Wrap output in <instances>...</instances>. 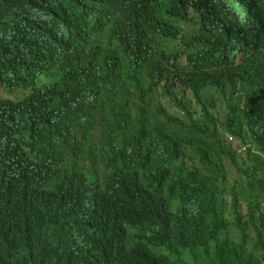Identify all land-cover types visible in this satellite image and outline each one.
Segmentation results:
<instances>
[{"label":"trees","instance_id":"trees-1","mask_svg":"<svg viewBox=\"0 0 264 264\" xmlns=\"http://www.w3.org/2000/svg\"><path fill=\"white\" fill-rule=\"evenodd\" d=\"M0 264H264V0H0Z\"/></svg>","mask_w":264,"mask_h":264},{"label":"clouds","instance_id":"clouds-1","mask_svg":"<svg viewBox=\"0 0 264 264\" xmlns=\"http://www.w3.org/2000/svg\"><path fill=\"white\" fill-rule=\"evenodd\" d=\"M4 97H5V96H4ZM10 98H14V96H13V95H11V96H10Z\"/></svg>","mask_w":264,"mask_h":264}]
</instances>
